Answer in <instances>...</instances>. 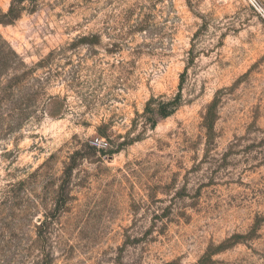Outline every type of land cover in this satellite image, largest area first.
Returning <instances> with one entry per match:
<instances>
[{"label":"rangeland","instance_id":"rangeland-1","mask_svg":"<svg viewBox=\"0 0 264 264\" xmlns=\"http://www.w3.org/2000/svg\"><path fill=\"white\" fill-rule=\"evenodd\" d=\"M12 5L0 264H264V17L251 1L0 0V15Z\"/></svg>","mask_w":264,"mask_h":264},{"label":"trees","instance_id":"trees-1","mask_svg":"<svg viewBox=\"0 0 264 264\" xmlns=\"http://www.w3.org/2000/svg\"><path fill=\"white\" fill-rule=\"evenodd\" d=\"M15 11H16V9H15L14 5H12V7L8 13H4V14L0 15L1 16L0 23H9V22H12V20L16 19V17H18L19 15H18V13H15ZM213 104L214 103H212L208 107V110L211 109ZM215 121H216L215 114L212 113L211 110L208 111L207 114L205 115V120H204L205 127L208 130L213 131Z\"/></svg>","mask_w":264,"mask_h":264},{"label":"built area","instance_id":"built-area-1","mask_svg":"<svg viewBox=\"0 0 264 264\" xmlns=\"http://www.w3.org/2000/svg\"><path fill=\"white\" fill-rule=\"evenodd\" d=\"M253 6L262 14L264 17V6L257 0H250ZM91 144L98 150L106 151L110 148L111 144L109 140L100 135H96L91 139Z\"/></svg>","mask_w":264,"mask_h":264}]
</instances>
